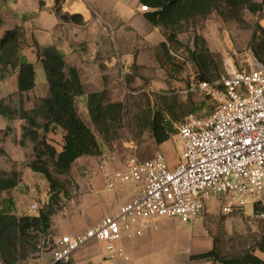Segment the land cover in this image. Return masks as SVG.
I'll return each instance as SVG.
<instances>
[{"label":"crops","instance_id":"crops-1","mask_svg":"<svg viewBox=\"0 0 264 264\" xmlns=\"http://www.w3.org/2000/svg\"><path fill=\"white\" fill-rule=\"evenodd\" d=\"M262 1V11L255 15L248 14V20H252L264 29V0H255L256 3ZM54 6V0H0V39L4 32L19 28L24 45L21 56L32 66L40 63L36 57L34 44L41 48H56L63 55L65 70L75 69L83 86V95L75 99L77 114H87L86 99L92 93L110 91L111 103H123L116 86L125 75L126 78L133 77L135 80H167V72L161 67L157 55V46L164 42L162 32L145 22L144 12L139 11L138 0H63L60 4L61 14L77 16V22L61 21L55 15ZM109 31L111 34L108 33ZM202 37L213 54L220 55L224 45L227 48L233 47L232 43L223 37L224 42L218 40L216 35L208 37L204 32ZM250 37L251 31L243 34L241 40L246 43ZM246 57L247 53L240 57L238 65L231 61V68L236 71L251 70L253 65L245 59ZM224 61L223 59V63ZM16 74L17 71L10 68L0 69V100L13 108L18 106L20 97ZM190 74L192 76L191 72ZM143 75L146 77L143 78ZM34 90L35 73L34 88L30 92ZM30 92L22 95L24 109L27 111L31 110L39 100L44 99H33L31 105L27 106L30 102ZM13 122H17L20 128L24 125L21 120L8 122L3 118L0 119V148L19 166L25 162V155L29 156L32 145L26 142L24 147L19 146L21 132L19 138L14 135V129L11 127ZM6 128L11 129L8 132L10 135L1 138ZM60 131L58 129L54 132L59 133L61 138L59 149L53 142L54 133L47 135L57 153L62 147L63 132ZM12 139H15L16 144ZM97 142L100 150L98 156L80 157L71 166L69 173L71 185L66 188L68 196L62 198L59 211L51 218L49 237L52 239L82 234L96 226L103 217L115 213L121 206L138 197L140 187L134 183H119L113 189H107L105 178L99 170V165L104 163L110 174L123 172L130 158L124 151L130 148V143L122 142L120 136L110 142H104L102 138L97 139ZM7 148L13 156H17V159H13ZM12 151L16 153L13 154ZM104 158L107 161H103ZM138 159L143 160L140 157ZM177 163L178 161L168 165L172 167ZM23 193L27 196V204L21 199ZM1 198L3 208L11 211L12 214L32 216L28 213L31 212V205L42 206L47 202L48 184L40 174L24 168L18 186L7 194L3 193ZM260 202L264 204V201ZM163 219L150 221L142 236L132 239L122 238L115 243L114 249H123L122 257L111 256L106 244L90 242L74 252L70 262L72 264H218L208 260L193 259L194 256L212 249L213 241L209 233L207 235L210 243L207 249L190 250L183 257L177 256L175 237ZM258 257L264 259L262 255ZM48 260L49 256L45 254L42 261Z\"/></svg>","mask_w":264,"mask_h":264},{"label":"trees","instance_id":"trees-1","mask_svg":"<svg viewBox=\"0 0 264 264\" xmlns=\"http://www.w3.org/2000/svg\"><path fill=\"white\" fill-rule=\"evenodd\" d=\"M62 1L54 0L55 15L63 22H77V16L61 14ZM138 3L140 7L146 8L143 15L145 22L162 32L164 42L157 46V55L163 69L165 63L172 61L173 58L177 59L171 48L180 45L176 30L182 25L205 20L213 13L223 20L241 23L244 12L255 15L262 11L263 5V1L256 3L255 0H138ZM250 30L249 47L255 60L264 67V29L256 23ZM192 45L194 48L188 52V56L195 69L194 81L211 83L219 79L221 76L218 62L209 51L205 40L195 35ZM34 46L36 57L45 74L48 96L27 111L24 109L22 95L34 88V69L21 56L24 47L22 32L19 28H14L4 32L0 39V69L10 68L17 71L16 81L20 96L16 108L0 100V117L8 122L23 121L18 144L21 147H24L26 142L32 145L31 155L26 157L25 162L19 166L13 162L17 166L16 169L11 172H0V264L27 263L31 256L39 251L38 245L42 238L48 244L51 243L52 238L49 237L51 218L59 211L62 198L68 196L66 188L71 185L69 173L72 164L80 157H94L100 154L95 134L77 115L75 99L83 95V86L76 70L73 68L65 70L63 55L56 48H41L36 44ZM166 72L169 73L168 70ZM86 109L95 130L104 142L119 138L123 103L107 102L106 93L102 91L87 96ZM167 113L173 115L170 109ZM58 129L63 132L59 153L47 138L49 133H54ZM173 129V124L167 122L160 110H157L148 121L147 130L157 146L169 140ZM5 131L10 132L11 129L6 128ZM1 156H6L2 149ZM24 168L40 174L48 184L47 202L40 206L35 216L26 214L16 216L2 206L1 195L18 186ZM261 209L263 208L260 202L253 204L254 218ZM212 241L210 251L194 256L193 259L218 264H264V259L256 255L258 252L264 257V234L254 245L228 256L221 255L214 238ZM46 262L72 264L70 261Z\"/></svg>","mask_w":264,"mask_h":264},{"label":"built area","instance_id":"built-area-1","mask_svg":"<svg viewBox=\"0 0 264 264\" xmlns=\"http://www.w3.org/2000/svg\"><path fill=\"white\" fill-rule=\"evenodd\" d=\"M140 10L145 12L146 8ZM245 59L253 65L251 70L236 71L226 59L224 75L211 83L194 81L185 92L198 93L216 104L206 117L190 113L174 125L182 146L176 165L170 167L159 152L146 160L131 157L123 172L113 174L101 163L99 170L107 189H113L116 182L134 183L140 187L138 197L82 234L53 238L50 244L42 238L29 264H48L42 261L45 254L52 263L68 262L74 252L90 242L106 244L111 256L122 257L123 249H114L113 245L122 238L142 236L152 220L191 222L214 197L222 198L220 212L229 215L242 210L248 200L261 197L264 67L250 52ZM260 203L263 209L255 217L264 220V204ZM39 208L33 204L30 211L35 213Z\"/></svg>","mask_w":264,"mask_h":264},{"label":"rangeland","instance_id":"rangeland-1","mask_svg":"<svg viewBox=\"0 0 264 264\" xmlns=\"http://www.w3.org/2000/svg\"><path fill=\"white\" fill-rule=\"evenodd\" d=\"M139 11L141 12L140 9ZM248 14V12H244L242 21L239 23L234 20H223L213 13L205 20H197L178 28L176 32L180 45L172 46L171 48L172 53L177 59L172 57V61L164 64L165 69L169 71V73H166V81L135 80L133 77L126 78V75L120 79V82L116 86L124 106L120 140L130 143V146L132 144L135 145V149H125L124 153H127L130 158L140 157L146 160L151 158L156 152H159L166 159L167 163L175 164L180 160L182 146L174 129L169 140L157 146L151 140L147 130L148 121L157 110H160L165 115L167 122L171 125L173 124L174 128V125L189 113L206 117L212 112L216 104L215 101L198 93H185L188 91L190 85L194 83V79L192 80V78L195 74V69L189 60L188 52L194 48L192 45L194 36L198 35L202 37L203 32L208 37L216 35L218 40L222 42H224L223 38L226 41H230L233 47L227 48L223 43L224 47L220 55L212 53L218 62L220 76L224 75L223 59H230L236 63L235 65H238L240 57L245 56L246 53L249 55V52L253 55L252 49L249 47L250 39L246 43L241 40V36L251 31V27L256 24L252 20H248ZM129 28L132 29L131 26ZM108 33L111 34V31ZM241 44L243 46H240ZM33 69L35 73V90L29 93L30 102L27 106L31 105L33 99L45 98L48 92L41 63H35ZM190 72L193 77L191 74L189 75ZM143 76V78L146 77V75ZM104 92L106 93L107 102L111 103L110 91ZM9 101L13 102L14 100ZM168 109L173 112V115L167 113ZM77 115L93 131L96 138L100 140L101 137L95 130L89 116L86 113ZM0 119L2 120V118ZM11 127L14 129V135L16 134V137L19 138L21 128L18 123L13 122ZM3 133L1 138L10 135L6 131ZM53 135L55 140L53 142L56 148L59 149L61 145L60 135L59 133H54ZM10 139L8 138V140ZM12 141L16 144L15 139H12ZM7 149L10 153V149ZM12 152L13 154L16 153L15 151ZM28 154L31 155V151ZM12 157L13 159H17L16 155H12ZM25 157H27V154ZM105 159L103 161H107ZM14 168L16 169L17 166L7 156L0 157V172H11ZM117 184L119 183L116 182L115 187ZM21 199L25 200L27 204V196L24 193L21 195ZM222 201L221 197L211 198L200 217L191 222H182L179 219H163L167 222L175 237L177 256L183 257L190 250L207 249L206 247L210 243L207 233L211 235L212 239L214 238L216 248L223 256L237 254L254 245L263 236L264 221L254 218L253 204L257 201H264V193L261 197L248 200L242 210L234 211L229 215H223L220 212ZM28 213L35 216L38 212ZM256 255L261 256L258 252H256ZM19 264L27 263L22 262Z\"/></svg>","mask_w":264,"mask_h":264}]
</instances>
